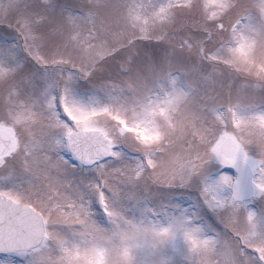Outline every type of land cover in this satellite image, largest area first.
Masks as SVG:
<instances>
[{
  "label": "snow or ice",
  "instance_id": "6c2138e0",
  "mask_svg": "<svg viewBox=\"0 0 264 264\" xmlns=\"http://www.w3.org/2000/svg\"><path fill=\"white\" fill-rule=\"evenodd\" d=\"M0 264H264V0H0Z\"/></svg>",
  "mask_w": 264,
  "mask_h": 264
}]
</instances>
